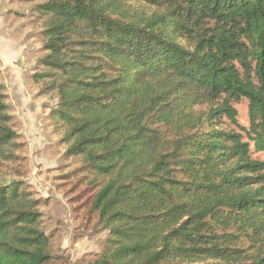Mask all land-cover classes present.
I'll return each mask as SVG.
<instances>
[{
    "label": "trees",
    "instance_id": "1",
    "mask_svg": "<svg viewBox=\"0 0 264 264\" xmlns=\"http://www.w3.org/2000/svg\"><path fill=\"white\" fill-rule=\"evenodd\" d=\"M37 10L50 20L33 79L59 75L66 153L91 173V212L113 244L98 263L264 264V160L252 157L264 151V0H48ZM243 98L248 127L233 105ZM7 100L0 81V180L20 137ZM38 204L23 181L0 183V264L50 263ZM242 235L252 252L236 246Z\"/></svg>",
    "mask_w": 264,
    "mask_h": 264
},
{
    "label": "rangeland",
    "instance_id": "2",
    "mask_svg": "<svg viewBox=\"0 0 264 264\" xmlns=\"http://www.w3.org/2000/svg\"><path fill=\"white\" fill-rule=\"evenodd\" d=\"M48 0H0V81L5 85L13 117L20 134L17 157L4 162L2 179L21 180L32 197L39 200L41 228L50 236L49 264H99L105 251L111 250L109 232L99 223L91 204L96 187L92 175L83 170L81 156H69V144L64 140L65 128L55 113L58 93L52 81L59 75L39 81L33 74L45 69L39 59L47 51L42 31L50 15L37 10ZM132 9L151 12L156 8L142 2L129 1ZM78 36L72 38L70 46ZM240 72L244 69L238 64ZM238 111V123L249 126L248 100L233 102ZM205 111L207 104L198 105ZM222 126L241 131L226 117ZM252 157L264 160V151ZM230 232V231H229ZM237 233V232H233ZM250 237L242 235L236 246L252 252ZM208 260L205 264L215 263Z\"/></svg>",
    "mask_w": 264,
    "mask_h": 264
},
{
    "label": "water",
    "instance_id": "3",
    "mask_svg": "<svg viewBox=\"0 0 264 264\" xmlns=\"http://www.w3.org/2000/svg\"><path fill=\"white\" fill-rule=\"evenodd\" d=\"M5 181H6V182H10L11 180L9 181V180H6V179H2V180H0V183H3V182H5Z\"/></svg>",
    "mask_w": 264,
    "mask_h": 264
}]
</instances>
